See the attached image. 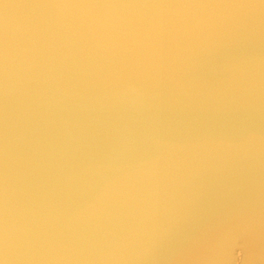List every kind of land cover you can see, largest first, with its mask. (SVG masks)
Returning <instances> with one entry per match:
<instances>
[{
	"label": "water",
	"instance_id": "water-1",
	"mask_svg": "<svg viewBox=\"0 0 264 264\" xmlns=\"http://www.w3.org/2000/svg\"><path fill=\"white\" fill-rule=\"evenodd\" d=\"M0 264H264V0H0Z\"/></svg>",
	"mask_w": 264,
	"mask_h": 264
},
{
	"label": "snow or ice",
	"instance_id": "snow-or-ice-1",
	"mask_svg": "<svg viewBox=\"0 0 264 264\" xmlns=\"http://www.w3.org/2000/svg\"><path fill=\"white\" fill-rule=\"evenodd\" d=\"M148 219L161 229H164L165 226L172 227L177 222L176 218L170 216L162 205L157 207L155 211L152 212V214L148 217Z\"/></svg>",
	"mask_w": 264,
	"mask_h": 264
}]
</instances>
